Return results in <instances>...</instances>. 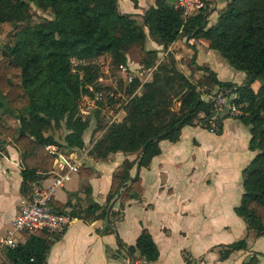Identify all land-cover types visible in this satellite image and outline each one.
<instances>
[{"label":"trees","instance_id":"obj_1","mask_svg":"<svg viewBox=\"0 0 264 264\" xmlns=\"http://www.w3.org/2000/svg\"><path fill=\"white\" fill-rule=\"evenodd\" d=\"M118 1L0 0V23L9 22L14 27L25 23L15 32L13 42L3 46L0 59V104L18 122L16 127L5 126L0 118V134L8 135L19 152L21 194L30 199L34 185L52 170L55 155L47 150L48 145L55 144L62 150L84 147L83 134L92 122L88 116H79V101L83 95H92L88 86L97 77L95 59L109 55L111 64L120 68L126 64L129 50L139 46L145 55L139 63L150 68L154 65L156 52L146 49V27L156 42L166 46L180 36L204 38L209 48L232 69L244 72L245 78L236 84L220 81L212 71H207V84L194 83L166 60L151 80L141 81L142 77L136 76L124 88L120 86L122 95L117 101L125 115L120 122L94 127L101 135L90 148V154L103 159L116 152L136 153L137 166H146L153 155L149 150L152 142L176 141L186 125H200L219 132L225 116L238 118L249 127L248 148L256 154L241 171L243 194L234 211L255 237L261 236L264 233V0H226L212 25H208L207 0L187 19L169 0H155L141 16L142 24L133 14L119 12ZM31 4L49 9L51 17L31 22ZM72 57L82 61L74 72ZM254 81L259 82L256 90L251 87ZM200 87L220 90L239 113L233 114L230 109L223 113V109L220 115L215 114L216 93L212 101L205 100ZM171 90L179 97L178 111L171 108ZM99 103L102 101L90 113L96 119L101 117ZM114 105L112 108L117 112V104ZM62 122L66 133L64 142L60 143L47 131ZM144 145V153L140 154ZM129 166L128 160H124L113 172L107 206L116 198L123 207L131 199L142 197L141 179L138 175L130 176ZM79 169L82 178L92 174L84 164ZM50 204L58 212L66 213L64 205L54 200ZM96 209L95 204L84 209L86 219H104L106 208L94 215ZM22 232L24 242L8 248L7 259L11 264H46L53 232L45 229ZM242 249H246L245 238L227 245L220 258ZM134 250L150 264L158 258V248L145 228L135 245L128 247L130 254ZM257 262L252 256L243 264Z\"/></svg>","mask_w":264,"mask_h":264},{"label":"crops","instance_id":"obj_2","mask_svg":"<svg viewBox=\"0 0 264 264\" xmlns=\"http://www.w3.org/2000/svg\"><path fill=\"white\" fill-rule=\"evenodd\" d=\"M207 2L208 25H212L226 0ZM154 3L155 0H136V3L119 0L118 10L133 14L142 24L141 16ZM144 30L146 49L155 50L161 59L168 53L175 68L191 82H201L207 71H212L220 81L243 82L245 73L232 69L209 48L204 38L180 36L166 46L156 42L146 27ZM123 66L132 71L152 70L128 58ZM251 87L256 90L259 82L254 81ZM1 109L0 116L10 115L0 104ZM123 111L120 109L115 114L118 121L122 120ZM221 120L219 132L200 125H186L176 141L152 142L149 150L153 155L148 165L141 167L137 166L136 153L116 152L100 159L90 154V146L60 149L69 163L78 165V170L65 168L69 177L56 188L53 200L64 205L66 213L75 216L69 215L71 221L62 231L53 232L54 241L46 264H134L143 258L137 250L130 254L128 247L135 245L144 228L158 248V258L153 264H243L254 252L264 255L253 250L248 241L252 233L234 211L243 194L241 171L256 154L248 148L251 132L238 118L225 116ZM88 130L91 140L101 135L90 123L83 134L86 146L91 143L84 138ZM124 160L130 165V176L140 177L143 195L124 203L123 207L119 198L107 206L112 174ZM53 163L49 174L34 187L50 184L60 172L57 163ZM83 164L92 170L91 176L81 177L79 168ZM21 168L20 155L12 139L0 134V264H11L6 250L24 242L22 231L13 232L14 218L28 200L20 192ZM93 204L97 205L94 215L106 208L104 219H86L84 209ZM242 238L246 240V249L234 250L225 259L220 258L227 245ZM6 239H11L12 244L3 242ZM255 239L264 243V233Z\"/></svg>","mask_w":264,"mask_h":264},{"label":"rangeland","instance_id":"obj_3","mask_svg":"<svg viewBox=\"0 0 264 264\" xmlns=\"http://www.w3.org/2000/svg\"><path fill=\"white\" fill-rule=\"evenodd\" d=\"M226 5V4H225ZM30 12H31V22H39L41 19L43 18H50L51 14L49 9L48 10H43L41 8H38L34 5H30ZM25 25V23H21L19 24V26L14 27L12 23L9 22H3L0 23V59L3 56V46L5 44L8 43H12L13 42V38H14V34L15 32L23 27ZM164 58L161 59L160 55L157 54L156 56V60L153 66H151V71H132L129 68H125L121 69V67L116 68L113 64H111V60L109 55H103L97 59H95L96 61V65H97V73L95 77L96 79L92 81L93 84H90L89 86H91V93L92 95H88L87 96L89 98L94 97L95 93H104L106 96L101 100L102 103H99V107H101V117L99 116V122L96 121L98 119H96V117L94 116V114H91L92 116H90V114L88 115V117L91 119L90 121L92 122L93 126H97L99 125L100 127H105L106 124L108 123H116V122H120L118 121V118H113V122H111V119L113 116H115V114H117L116 111L113 110V106L115 103L117 104L118 107V111L120 109H122V105L120 104V106H118L119 101H117V99L121 98L120 95H122L119 91H120V86L123 85V88L125 85L129 84V80H128V76L132 75V78L136 77L135 75L138 74L139 77H142L141 81H147V80H151L154 72H156L157 70L159 71V65L161 63H163L164 61H168L167 63H169V65L173 64V62L170 61V57L168 55V53L163 54ZM145 55L143 54V51L141 50V48L139 46H134L132 47L129 52H128V59L132 60V61H137L140 62V60L144 57ZM191 63V62H190ZM73 65V64H72ZM207 78V76H206ZM206 78H202L201 82L206 83L207 84V79ZM96 86H100L101 88L96 90ZM207 87V86H205ZM200 90L202 91V97L205 100H209L212 101V96L216 93H220V90L214 89L212 91H210L209 89L207 90L206 88H200ZM138 91H141V89H138ZM172 90L169 91V94L171 96V108L174 111H178V106H179V97H176L175 95L172 94ZM113 96H111V95ZM84 96V95H83ZM107 96H109L107 98ZM114 99H113V98ZM110 98V99H109ZM113 99L114 101H109V100ZM97 104V103H96ZM97 107V105H95ZM246 106V104H245ZM94 109V108H93ZM2 112V109L0 110ZM94 111V110H92ZM125 112V111H123ZM93 113V112H92ZM123 115V114H122ZM125 115V114H124ZM116 117V116H115ZM0 118L2 119V124L5 123V126H14L16 127V125L18 124L17 120L15 119L14 116L12 115H5V116H0ZM47 133H52L55 138L57 139V141H59L60 143H63L64 140V135L66 133L65 127H64V123L62 122L60 124V126H54L49 128V130L47 131ZM90 132L89 130L86 132V137L84 136V138L86 139V141L88 142V146L84 145V147H88L90 146V148L92 147V145L94 144V142L96 140H91L90 139ZM84 152V151H82ZM252 236L248 239L249 243H251V246L253 248V250H258V251H262L264 252V243L260 241H258L259 239H255V236L253 234H251ZM12 239V238H11ZM254 256L257 258V260H260L259 264H264V255L259 254V252H254L253 253ZM261 255V256H260Z\"/></svg>","mask_w":264,"mask_h":264},{"label":"built area","instance_id":"obj_4","mask_svg":"<svg viewBox=\"0 0 264 264\" xmlns=\"http://www.w3.org/2000/svg\"><path fill=\"white\" fill-rule=\"evenodd\" d=\"M204 2L205 0H174V5L175 7L181 9L183 18L187 19L189 16L195 14L199 9H201L204 6ZM71 63L73 64L72 72H74L75 67L82 63V61L72 57ZM121 69H124V67L121 66ZM127 78L131 81L132 75H129ZM88 89L91 91V86H88ZM105 96L106 95L104 93L100 92L95 93L94 97L91 98L87 95L82 96L79 101V116L82 118L87 117L93 108L96 107V103L101 101ZM211 98L213 99V97ZM214 98L216 101V109L214 110L215 114H219L225 105H228V109H230L233 114L238 113L234 106H232L231 102L227 100V97L224 96L223 92L216 93ZM113 118L116 117L113 116L111 122H113ZM212 127H214V124H212ZM47 150L55 155L54 161L59 166L60 172L56 173L50 184L36 185L33 188L32 197L24 202L14 218L13 232H31L36 229H45L50 232H57L62 231L71 221V217L67 213L58 212L50 204V202L53 200L56 188L61 186L63 181L69 177L68 172L64 171L65 168L77 171L78 165L69 163L68 159L63 156L60 149L55 144L48 145ZM3 242L12 244L13 241L11 239H6L3 240ZM134 264L150 263L144 259H140L135 261Z\"/></svg>","mask_w":264,"mask_h":264},{"label":"water","instance_id":"obj_5","mask_svg":"<svg viewBox=\"0 0 264 264\" xmlns=\"http://www.w3.org/2000/svg\"><path fill=\"white\" fill-rule=\"evenodd\" d=\"M223 109H224V110H223V113H226V111H227V109H228V105H225ZM217 115H220V113H219V114L217 113ZM145 147H146V145H144V146L142 147V149H141V151H140V154H143V153H144ZM110 208H111V207H110ZM110 208H109V210H110ZM108 214H109V212H108ZM108 217H109V216H107V221H109V218H108Z\"/></svg>","mask_w":264,"mask_h":264}]
</instances>
